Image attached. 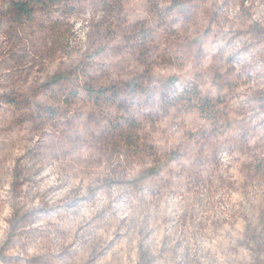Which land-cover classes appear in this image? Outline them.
I'll return each instance as SVG.
<instances>
[{
	"label": "rangeland",
	"instance_id": "1",
	"mask_svg": "<svg viewBox=\"0 0 264 264\" xmlns=\"http://www.w3.org/2000/svg\"><path fill=\"white\" fill-rule=\"evenodd\" d=\"M12 1L0 0V182L11 175L12 198L18 203L23 185L43 168L25 173L37 163L67 159L65 145L75 142L91 149L97 163L108 161L101 189L136 183L127 179L134 159L151 165L139 179L152 183L153 195L182 181L195 192L196 207L209 214L197 222L195 210L186 212L181 228L191 222L216 235L229 223L217 212L224 201L211 199L225 184L218 173L227 156L240 164L245 195L251 188L261 198L254 205L257 227L247 224L237 245L254 257L248 264H264V193L257 191L264 186V0H61L52 8L35 6L31 18L15 16ZM94 192L90 187L83 197L15 206L0 237V264L74 260L73 245L57 244ZM115 215L97 212L77 227L76 238L86 243L92 234L86 228H111ZM39 220L45 226L32 227ZM123 223L84 264H98L124 239ZM32 246L36 255L27 253ZM17 247L24 255L9 254ZM166 250L153 255L141 242L136 264H156ZM188 259L186 252L179 264ZM113 260L124 264L116 253Z\"/></svg>",
	"mask_w": 264,
	"mask_h": 264
},
{
	"label": "clouds",
	"instance_id": "2",
	"mask_svg": "<svg viewBox=\"0 0 264 264\" xmlns=\"http://www.w3.org/2000/svg\"><path fill=\"white\" fill-rule=\"evenodd\" d=\"M65 149L69 152L67 159L59 162L52 161L51 166L47 162L37 163L31 172L25 173L31 176L36 169L43 168L39 175L33 176V182L23 185L18 203L10 195L11 175L5 176L0 182V237L6 235L9 227L7 221L15 206L36 207L41 204L42 199H47L51 203L63 202L65 197L71 199L88 195L91 187L95 190L92 202L81 208L80 215L74 223L66 225L70 228V232L66 239L60 240L57 244V249L60 245L71 244L79 252V255L68 264H84L92 248L101 239L105 241L112 239V234L121 221L124 223L120 227V232L127 233V235L98 264H109V262L116 264V261L113 260L114 253L124 258V264H129L127 261L129 241H131L132 248L130 264H136L138 260L137 245L141 242L150 248L153 255H158L162 247L167 249L163 257L156 261V264H179L186 252L189 254V259L185 264H197V261L199 264H237L240 261L248 264L254 258L245 247L238 246L237 241L244 239L243 232L247 224H251L252 228L257 227L258 212L254 205L260 204L261 198L254 197L251 188L245 195L241 188L244 177L238 172L239 162H234L227 156L223 158V166L218 174H223L225 184L214 193L211 199L214 202L221 199L224 201L217 212H222L229 223L224 224L219 229V233L213 235L211 227L201 230L191 222L181 228L182 217L186 212L191 215L195 210L198 213L197 222L202 218V215L209 214L202 213V210L196 207L195 192L186 190L182 181H174L170 186L159 188L156 195H153L149 191L152 183L139 179L143 169L151 165H142L134 159L127 169V179L135 180L136 183L125 187L101 189L98 186L110 176L108 161L103 159L97 163L98 158L91 149L75 142L65 145ZM20 155H22L21 152L16 153V156ZM229 164L232 167H227ZM13 166L14 161L8 165L9 172ZM29 167L31 168L30 164ZM216 184L218 185L219 182L217 181ZM230 184L231 187H229ZM54 185H63V187L58 192L50 193L48 190ZM257 191L264 193V186ZM118 196L121 197L122 202H116ZM103 209H109V213L116 211V215L111 218L112 227H101L98 231H93L92 227L86 228L85 232H92L91 235L84 236L86 243L77 239V227L88 224V221ZM233 213L235 216L232 215ZM245 216H247V220L244 219ZM45 223L44 220H39L32 227L43 228ZM225 233H230V235H225ZM260 235L264 236V231H261ZM178 241L181 242L179 248H177ZM46 243L45 241L44 244ZM249 247L254 248L255 244L249 243ZM230 249H236V251L233 252ZM39 250H42V246ZM37 252V246L27 249L28 255H36ZM9 254L24 255V252L17 247Z\"/></svg>",
	"mask_w": 264,
	"mask_h": 264
},
{
	"label": "trees",
	"instance_id": "3",
	"mask_svg": "<svg viewBox=\"0 0 264 264\" xmlns=\"http://www.w3.org/2000/svg\"><path fill=\"white\" fill-rule=\"evenodd\" d=\"M61 0H13L10 3L15 16L17 17H25L31 18L34 13V8L37 5L43 4V7H54L56 6Z\"/></svg>",
	"mask_w": 264,
	"mask_h": 264
}]
</instances>
